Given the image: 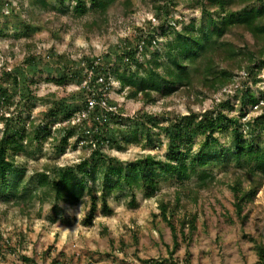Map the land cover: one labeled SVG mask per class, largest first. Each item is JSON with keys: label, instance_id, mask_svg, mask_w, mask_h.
Wrapping results in <instances>:
<instances>
[{"label": "rangeland", "instance_id": "rangeland-1", "mask_svg": "<svg viewBox=\"0 0 264 264\" xmlns=\"http://www.w3.org/2000/svg\"><path fill=\"white\" fill-rule=\"evenodd\" d=\"M47 1L56 9L64 7L67 11L33 9L29 0H0V73L25 74L33 81L28 86L26 98H22V83L16 88L8 86L12 105L3 106L0 113L10 116L15 128L21 125L20 119L26 132L30 131V123L35 128L38 125L47 127L40 130V144L38 141L31 146L27 144L28 154L14 159L16 166L25 172L24 184L28 189L34 187V183L27 185L30 175L35 176L44 168L51 172L53 168L73 165L89 156L85 148L73 145L75 138H71V145L64 153L58 151L61 138L58 129L64 124L58 122L61 116H54L51 109L54 104L75 95L79 100L67 101L80 103L86 99L84 91L88 89L85 87H89L91 82H82L79 86L70 81L58 86L48 79L67 69L70 73H83L86 61L99 59L103 63L107 54L116 58L117 47L122 41L153 33L155 28L154 46L161 49L164 38L159 35L157 25L164 23V29L170 31L167 23H175L176 30L180 31L191 21L197 22L201 16L193 0H180L176 6H168L159 21L154 17L149 0H133L134 12L130 15L122 13L119 7L121 0H116L108 11L107 23L98 29L92 23L91 12L83 17L73 12L72 0H64L61 7L57 0ZM29 27L35 29L34 32H29ZM32 57L37 59L34 64L26 62ZM218 66L224 68L226 64L222 62ZM232 72V82L217 92L201 88L189 92L177 90L165 96L154 95V102L145 104L126 98V90L119 92L120 84L112 74L106 83L109 90L96 87L109 102L110 107L106 106L110 109L108 111L116 116L110 120L109 127L117 137L122 131L129 132L137 126L144 130L146 116L158 118L159 126L178 115L202 114L215 109L228 118L237 117L241 109L239 101L246 89L259 98L260 103L257 109L246 108L242 122L257 119L264 112V67ZM19 80L22 81L21 76ZM2 85L5 87L7 84ZM2 127L0 124V129ZM255 127L259 128L260 122ZM152 131L155 143L158 139L161 141L157 147L145 146L141 141L124 150H118L113 144L104 145L101 150L108 157L125 164L147 155L163 160L166 139L160 134L155 135L160 132L157 129ZM245 131L248 133V129ZM256 134L264 142V127ZM219 140L223 145L231 143L229 134L221 135ZM200 141L195 139L193 150H198ZM232 171L240 173L232 166L212 162L205 169L195 167L190 172L191 179L181 182L171 174H161L156 180L158 184L154 194H147L149 191L141 183L133 191L124 185L123 191L114 190L107 199V207L113 212L111 217L100 215L101 202H98L97 215L91 227H85L83 223L89 207L87 197L74 206L57 202L54 196L42 203L38 198L30 203H15L9 198L0 200V264H46V260H55L58 256L65 264H107L108 260L112 263L118 260L123 264L140 259L139 256L147 257V261L153 259L152 256L160 264H254L257 261L255 242H264V184L254 200L244 206L241 216L246 215L247 218L241 222L234 212L231 183L228 182L233 177ZM101 181L102 177H99L96 187L101 185ZM200 181L211 182L207 189H197ZM247 184L246 181L244 186ZM195 190L197 201L192 200ZM34 193L40 197L41 189ZM96 195L99 197L100 192L97 191ZM160 203L169 209L168 221L176 232L175 249L171 232L160 216ZM54 217L58 220L51 224ZM191 218H195L194 230L182 229L181 222ZM119 241L125 242L124 246ZM130 241L136 247L132 253ZM121 254L126 260L118 258Z\"/></svg>", "mask_w": 264, "mask_h": 264}, {"label": "trees", "instance_id": "trees-1", "mask_svg": "<svg viewBox=\"0 0 264 264\" xmlns=\"http://www.w3.org/2000/svg\"><path fill=\"white\" fill-rule=\"evenodd\" d=\"M115 1L72 0L74 6L71 8L78 17L91 12L92 23L100 29L107 23L108 11ZM179 1L149 0V3L155 19L159 21L167 7L176 6ZM193 1V5L196 4L201 13L197 22L191 21L180 31L176 30L175 23H167L170 31L164 29V23L157 25L159 35L164 38L161 49L154 46L155 28L153 33L148 32L134 40L122 41L117 47L116 58H110L111 55L107 54L103 63L99 62V59L86 61L87 66L83 73H70V70L65 68L66 71H58L56 77L48 79L58 86L66 85L70 81L79 86L82 82H91L89 87H85L88 89L84 91L86 99L80 103L67 101L79 100V96L77 98L75 95L76 97L54 104L51 109L54 116H61L58 122L64 124L58 129V133H61L58 151L64 153L73 138L76 139L73 143L76 147L80 141L84 142L79 147L89 151V156L73 165L53 168L51 172L44 168L35 176L30 175L27 178V185L34 183L33 189H28L24 184L25 172L16 166L14 159L21 154L27 155L26 145L31 146L34 141H38L40 130L47 127L38 125L35 128L30 123V131L26 132L25 124L22 125L20 119L21 125L15 128L12 126L13 119L0 113V124L3 126L0 129V200L9 198L15 203L17 201L30 203L38 198L42 203L54 196L57 202L62 201L74 206L82 203L87 197L89 207L83 223L85 227H91L97 215L98 202H101L99 212L101 216L113 215L111 209L107 207V199L112 191H123L124 185L133 191L141 183L149 191L147 194H154L158 184L156 180L161 174H171L181 182L191 179L190 172L195 167L205 169L210 163L217 162L240 171L239 174L232 171L233 177L228 182L231 183L235 215L241 222L246 220V215L241 216L244 206L254 200L264 184V142H261L260 135L256 134L258 129L264 127V112L257 119L242 122L247 113L246 108L257 109L260 103V99L249 89H246L240 98L241 109L237 117L228 118L225 113L215 109L202 114L190 112L178 115L173 120H165L164 125L159 126L158 118L146 116L147 121L143 122L144 130L137 126L129 132L120 131L119 137L109 127L110 120L116 119L114 113L99 106L89 109L87 103V99L99 102L102 98L106 101V106L110 107L97 87L101 89L106 87V90H109L106 83L111 74L120 84L119 92L126 90V98L145 104L154 102V95L165 96L177 90L189 92L201 88L203 91L217 92L232 82V71L240 72L246 69L253 71L264 67V0ZM132 2L133 0H121L119 7L124 15L134 12ZM57 3L61 7L64 0H57ZM29 5L38 10L48 8L59 10L47 0H29ZM59 11L65 12L67 9L61 7ZM34 30L29 27V32L32 33ZM36 61L35 57L26 59V62L32 64ZM222 62L226 67L218 66ZM118 64H121V67ZM19 76L22 77V81L19 80ZM19 76L13 75L11 71L0 73V109L6 104L12 105L7 93L8 86L16 88L22 83L24 89L22 98L27 97L32 78L29 79L25 74ZM3 83L7 85L2 87ZM225 105L228 106V102ZM262 108L264 110V106ZM82 114H85V117L73 123ZM257 122H260L259 128L255 127ZM154 129L160 131L155 135L160 134L166 139L163 160L147 155L133 163L125 164L108 157L101 150L102 146L112 144L118 150H124L130 145L140 144L141 141L145 142V146L157 147L161 141L158 139L157 144L155 143L152 131ZM247 129L248 133L245 131ZM223 134L230 135L231 143L228 145L220 143L219 138ZM245 134H248V137H245ZM196 138L201 141L198 150H193ZM8 155L11 156L10 159ZM99 177H102L101 185L96 187ZM246 181L248 184L244 186ZM210 182L200 181L197 189H207ZM38 189H41L40 197L34 193ZM97 191L100 192L99 197L96 195ZM130 196L133 202L134 195ZM196 198L195 190L192 200L197 201ZM159 208L160 216L171 232L175 249L176 232L172 223L168 221V206L160 203ZM57 220V217H54L50 223L54 224ZM181 223L182 229L187 227L189 231H193L195 218H191L190 221L184 219ZM254 250L257 256L254 264H264V242H255Z\"/></svg>", "mask_w": 264, "mask_h": 264}, {"label": "crops", "instance_id": "crops-1", "mask_svg": "<svg viewBox=\"0 0 264 264\" xmlns=\"http://www.w3.org/2000/svg\"><path fill=\"white\" fill-rule=\"evenodd\" d=\"M119 242H121L122 243V245L124 246V244H125V242L123 243L122 241H119ZM132 243V241H130V245H129V250H130V252L132 253V252H134V250H136V247H134L133 246V244H131ZM155 243V242H154ZM137 248H139V247H137ZM13 254V253H12ZM104 254V253H103ZM122 254H125V252L123 253L122 252ZM120 255L118 258H120L121 260L123 259V255ZM154 254V253H153ZM139 258L140 259H135L134 261H132V260H129V261H127V262H125V263H123V264H154L155 262H158L156 259H154V257H152L151 256V258H153V259H151V260H149V261H147V257H142V256H139ZM63 260V259H62ZM62 260L60 259V257L58 256L57 257V259H55V260H52V259H48V260H46V264H65V263H63L62 262ZM123 260H126V259H123ZM143 260V261H142ZM113 262V261H112ZM111 262V260L109 261L108 260V262H107V264H120V263H118L119 261L117 260H115V263H112ZM36 264V263H35Z\"/></svg>", "mask_w": 264, "mask_h": 264}, {"label": "built area", "instance_id": "built-area-1", "mask_svg": "<svg viewBox=\"0 0 264 264\" xmlns=\"http://www.w3.org/2000/svg\"><path fill=\"white\" fill-rule=\"evenodd\" d=\"M104 96V95H103ZM88 107L89 109L93 108L94 106H99L103 110H110L109 108L106 107V101H104L102 98L99 102H96L95 100L92 99H87ZM85 117V114L80 115L73 123L79 122L81 119ZM83 141L79 142V146L83 145Z\"/></svg>", "mask_w": 264, "mask_h": 264}]
</instances>
